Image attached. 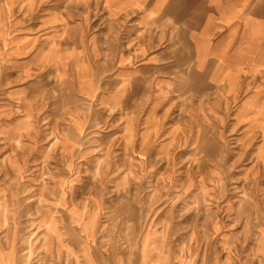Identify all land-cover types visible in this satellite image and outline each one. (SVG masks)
Listing matches in <instances>:
<instances>
[{"label":"rangeland","instance_id":"obj_1","mask_svg":"<svg viewBox=\"0 0 264 264\" xmlns=\"http://www.w3.org/2000/svg\"><path fill=\"white\" fill-rule=\"evenodd\" d=\"M108 2L0 0V251L264 264L258 24Z\"/></svg>","mask_w":264,"mask_h":264},{"label":"crops","instance_id":"obj_2","mask_svg":"<svg viewBox=\"0 0 264 264\" xmlns=\"http://www.w3.org/2000/svg\"><path fill=\"white\" fill-rule=\"evenodd\" d=\"M111 5H129V4H150V7L147 8L145 13L151 14V10L153 9L152 13H156V11H161L164 4H185L186 8V20L190 21L194 19L195 14V8L194 5H201V10L204 15L203 20L212 21L214 19H217L218 24L222 23L225 26V20L226 19H234L235 21L240 22L242 20H247L248 27H253L256 24H258L260 32L257 35V39H260L258 43L254 44V47L249 44V48H247L248 51L252 52L255 50V46H257L256 51H258L261 62L257 63L256 67L264 68V0H109L108 2ZM245 5H249L248 12H247V6L244 9ZM114 10V9H113ZM250 21V22H249ZM216 22V23H217ZM213 24V23H212ZM244 24V23H243ZM207 24H203L205 27ZM221 25V24H220ZM203 34L202 37L204 38V35L206 34L205 29L202 30ZM191 32V31H190ZM189 34H193L192 32ZM199 34V32H198ZM206 39V38H205ZM207 40V39H206ZM217 60H221V58L218 57ZM260 61V60H259ZM231 76L236 77V72H232ZM225 77V75H223ZM222 77V78H223ZM230 82H235L234 80L230 79ZM92 220L89 221L90 223H86L83 225V229L87 234L89 232L87 229L92 228ZM50 221L46 223L48 225ZM88 226V228H87ZM86 228V230H85ZM90 235V234H89ZM4 253V254H3ZM10 252H1L0 251V264H15V261L13 257L11 256ZM3 257V258H2ZM6 257V258H5ZM12 257V258H11ZM11 259V260H10ZM87 261L89 264H101L98 259H94L91 256H88Z\"/></svg>","mask_w":264,"mask_h":264},{"label":"bare ground","instance_id":"obj_3","mask_svg":"<svg viewBox=\"0 0 264 264\" xmlns=\"http://www.w3.org/2000/svg\"><path fill=\"white\" fill-rule=\"evenodd\" d=\"M250 22V21H249ZM152 25V24H151ZM117 51V50H116ZM115 51V52H116ZM108 54H109V52H107ZM109 57H110V55H108ZM220 58V57H219ZM108 59V58H107ZM111 60H112V58H111ZM107 61V60H106ZM107 66V65H106ZM226 74V73H225ZM235 89V88H234ZM88 223H90V222H88ZM87 223V224H88ZM48 226V225H47ZM87 228H88V226H87ZM85 230H86V228H85ZM89 232V231H88ZM52 233V232H51ZM7 253V252H6ZM4 254V253H3ZM12 256V255H11ZM1 258V257H0ZM3 258V257H2ZM6 258V257H5ZM12 258V257H11ZM11 260V259H10ZM99 262L101 263V261L99 260ZM1 264H2V262H1ZM95 264V263H94ZM102 264V263H101Z\"/></svg>","mask_w":264,"mask_h":264}]
</instances>
